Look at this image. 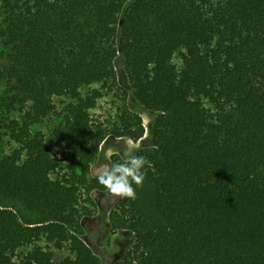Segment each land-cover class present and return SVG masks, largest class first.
Masks as SVG:
<instances>
[{
    "label": "trees",
    "instance_id": "obj_1",
    "mask_svg": "<svg viewBox=\"0 0 264 264\" xmlns=\"http://www.w3.org/2000/svg\"><path fill=\"white\" fill-rule=\"evenodd\" d=\"M7 107L18 145L0 156V264H103L83 239L109 135L139 141L128 106L92 118L121 55L156 114L145 179L116 227L119 264H264V0H0ZM183 53L182 63L174 58ZM67 99L61 110L58 100ZM58 114L50 146L34 127ZM20 251H24L20 255ZM65 255L57 257V253Z\"/></svg>",
    "mask_w": 264,
    "mask_h": 264
},
{
    "label": "rangeland",
    "instance_id": "obj_2",
    "mask_svg": "<svg viewBox=\"0 0 264 264\" xmlns=\"http://www.w3.org/2000/svg\"><path fill=\"white\" fill-rule=\"evenodd\" d=\"M133 0H131L132 2ZM6 28V14L0 8V67L5 64L6 53L5 36L3 31ZM183 50L176 54L174 60L181 65ZM117 81L114 84H93L86 86L82 93L86 95L93 90L101 92L96 107L92 109V118L95 121L103 122L107 127H111L119 122V116L125 107H129L133 112L138 113L145 126V134L139 141L129 138L114 137L109 135L103 143L101 153L97 161L92 166V175L104 167H109L113 162H120L126 150L132 149L137 155L143 150L152 147L153 136L151 129L156 118V114L145 109L135 99L129 76L127 74L124 59L120 55L116 62ZM9 86L5 80L0 79V156L9 154L18 145L10 137V123L19 116L18 111H11L7 107V90ZM67 99H59L58 105L61 110ZM58 114L47 118L41 124L34 127V130H41L50 146L54 145L53 129L59 122ZM91 197L95 202V213L82 220L83 239L89 244L92 250L100 257L103 264H119L124 261L126 253L132 248L134 243V233L127 229L116 227L114 218L116 213L122 214V206L125 199L114 194H107V189L93 190ZM24 251H20L22 255ZM65 255L64 252L57 253V257Z\"/></svg>",
    "mask_w": 264,
    "mask_h": 264
},
{
    "label": "clouds",
    "instance_id": "obj_3",
    "mask_svg": "<svg viewBox=\"0 0 264 264\" xmlns=\"http://www.w3.org/2000/svg\"><path fill=\"white\" fill-rule=\"evenodd\" d=\"M147 157L137 155L134 150H126L120 162H113L109 167L101 168L95 176L97 182L107 189V194L121 198H136L133 185L141 186L144 179Z\"/></svg>",
    "mask_w": 264,
    "mask_h": 264
}]
</instances>
